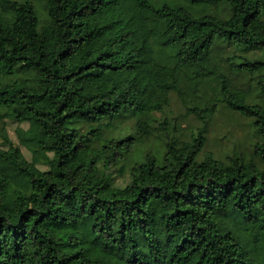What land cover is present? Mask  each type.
Masks as SVG:
<instances>
[{
  "label": "trees",
  "instance_id": "obj_1",
  "mask_svg": "<svg viewBox=\"0 0 264 264\" xmlns=\"http://www.w3.org/2000/svg\"><path fill=\"white\" fill-rule=\"evenodd\" d=\"M219 42L264 51V0H0V123L26 122L32 155L0 125V264H264V58L224 65ZM211 77L251 118L252 151L198 160L201 129L112 186L107 169L153 133L170 92L185 101ZM196 98L187 109L212 117ZM124 111L136 133L98 145L101 119Z\"/></svg>",
  "mask_w": 264,
  "mask_h": 264
},
{
  "label": "rangeland",
  "instance_id": "obj_2",
  "mask_svg": "<svg viewBox=\"0 0 264 264\" xmlns=\"http://www.w3.org/2000/svg\"><path fill=\"white\" fill-rule=\"evenodd\" d=\"M41 2V0H38ZM218 57L220 62L226 65L228 58L241 60L243 57L249 59L264 58V51L259 49H241L224 42L218 43ZM222 71L233 76L236 86L241 90L250 94L257 92L255 78L249 79L248 75L233 73L226 71L224 67ZM206 83L199 84L196 90L186 96L185 101L175 92H170L169 104L162 111L155 112L156 121L152 124L153 133L145 139H140L133 150L121 158L116 164L111 165L107 169L110 182L114 187L125 186L130 179V168L135 162L143 160L144 154L154 153L159 161H161L165 143L170 139H178L180 141L189 140L192 134L203 130L206 136V143L203 150L197 155V159L201 160L205 153H211L215 158L227 159L228 156L235 154L250 153L253 149L254 142L258 139L255 135L254 126L251 118H246L237 111L231 110L226 105L216 99L217 90L213 88L216 80L208 78ZM196 95L200 98L208 99L216 103V111L212 117L201 120L194 113L187 109V104H194L198 101ZM111 123L110 126H108ZM100 127L103 128L102 138L97 142L102 144L108 139H120L136 133L135 117L129 115L128 111H124L119 117L111 120L105 117L100 121ZM4 127L6 134L15 146H18L27 160H31L30 151L20 143L16 129L17 127L26 128V122H18L9 118H4L0 123ZM97 123H89L87 127H95ZM40 168L45 165L38 164Z\"/></svg>",
  "mask_w": 264,
  "mask_h": 264
}]
</instances>
